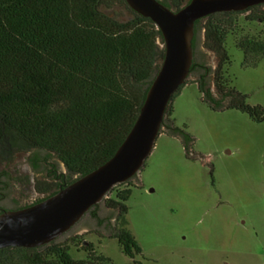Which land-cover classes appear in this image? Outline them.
Listing matches in <instances>:
<instances>
[{
  "label": "trees",
  "instance_id": "1",
  "mask_svg": "<svg viewBox=\"0 0 264 264\" xmlns=\"http://www.w3.org/2000/svg\"><path fill=\"white\" fill-rule=\"evenodd\" d=\"M157 1L178 11L190 0ZM117 7L128 15L114 14ZM241 19L264 25V5L195 22L190 72L172 96L159 132L178 138L186 152L193 140L174 127L171 115L172 101L188 84L197 86L202 103L210 109L238 111L264 123V110L246 104L248 96L231 86L227 72L230 36L243 53V67H255L264 59L263 40L237 34ZM201 32L203 48L217 60L213 71L196 59ZM163 57L160 31L124 0H0V202L7 197L10 182L22 183L11 172L19 155L27 156L40 196L24 206H0V213L39 203L107 162L133 127ZM51 158L64 166V174L49 162ZM132 180L116 185L86 215L109 231L107 236L101 230L94 234L115 239L133 260L141 250L126 228L125 203ZM102 209L108 212L103 218ZM85 236L57 239L34 249L5 248L0 250V264H111ZM72 250L84 252L86 258L73 259Z\"/></svg>",
  "mask_w": 264,
  "mask_h": 264
},
{
  "label": "rangeland",
  "instance_id": "2",
  "mask_svg": "<svg viewBox=\"0 0 264 264\" xmlns=\"http://www.w3.org/2000/svg\"><path fill=\"white\" fill-rule=\"evenodd\" d=\"M114 14L128 15L118 7ZM237 34L264 41V25L241 19ZM196 43V59L213 71L217 60L203 48L202 32ZM226 50L231 86L248 96L247 105L264 110V59L255 67H243V53L235 47L233 36L227 39ZM172 109L174 127L193 141L186 152L178 138L160 134L132 180L125 220L141 254L132 260L115 239L94 234L101 230L107 236L109 231L98 228L89 215L61 241L86 235L85 241L111 264H264V123L238 111L210 109L195 84L181 89ZM49 162L59 174L65 173L56 158ZM11 172L22 183H9L0 206L12 209L40 198L33 184L37 176L26 155L17 157ZM39 179L45 180L43 175ZM99 215L103 218L108 212L102 209ZM109 222L113 225V220ZM70 254L73 259L86 258L84 252Z\"/></svg>",
  "mask_w": 264,
  "mask_h": 264
},
{
  "label": "water",
  "instance_id": "3",
  "mask_svg": "<svg viewBox=\"0 0 264 264\" xmlns=\"http://www.w3.org/2000/svg\"><path fill=\"white\" fill-rule=\"evenodd\" d=\"M160 31L163 61L155 73L138 117L115 154L94 171L32 206L0 213V250L34 249L63 237L89 210L103 202L116 185L133 179L143 168L159 136L172 96L188 78L195 22L216 13L243 12L264 0H190L178 11L157 0H124Z\"/></svg>",
  "mask_w": 264,
  "mask_h": 264
},
{
  "label": "flooded vegetation",
  "instance_id": "4",
  "mask_svg": "<svg viewBox=\"0 0 264 264\" xmlns=\"http://www.w3.org/2000/svg\"><path fill=\"white\" fill-rule=\"evenodd\" d=\"M85 216H87V215H85ZM84 218V217H83Z\"/></svg>",
  "mask_w": 264,
  "mask_h": 264
}]
</instances>
